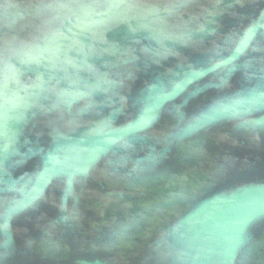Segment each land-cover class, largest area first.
<instances>
[{
	"label": "water",
	"instance_id": "water-1",
	"mask_svg": "<svg viewBox=\"0 0 264 264\" xmlns=\"http://www.w3.org/2000/svg\"><path fill=\"white\" fill-rule=\"evenodd\" d=\"M0 264H264V0H0Z\"/></svg>",
	"mask_w": 264,
	"mask_h": 264
}]
</instances>
